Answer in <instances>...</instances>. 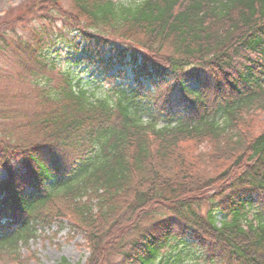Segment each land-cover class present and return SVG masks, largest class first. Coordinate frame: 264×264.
I'll use <instances>...</instances> for the list:
<instances>
[{
  "label": "trees",
  "instance_id": "16d2710c",
  "mask_svg": "<svg viewBox=\"0 0 264 264\" xmlns=\"http://www.w3.org/2000/svg\"><path fill=\"white\" fill-rule=\"evenodd\" d=\"M24 9L0 20L33 102L17 119L0 96V258L66 221L84 264H183L169 250L188 235L207 259L264 264V0ZM64 29L75 51L132 64L133 84L89 92L48 53Z\"/></svg>",
  "mask_w": 264,
  "mask_h": 264
},
{
  "label": "rangeland",
  "instance_id": "374dc122",
  "mask_svg": "<svg viewBox=\"0 0 264 264\" xmlns=\"http://www.w3.org/2000/svg\"><path fill=\"white\" fill-rule=\"evenodd\" d=\"M124 3H132L139 0H121ZM26 0H0V20H10L25 9ZM64 3V2H63ZM64 5H66L64 3ZM37 21L26 23L23 26L15 28L17 34L26 36L29 29ZM60 22L47 29L51 34L57 32ZM67 29L62 31L60 42L49 50L52 58L56 59L63 68H69L76 79H80L85 88L98 96L111 83H121L131 86L133 84L134 66L126 64H108L109 53H104L102 61L87 56L85 51H75L68 46L67 40L71 39L74 33H67ZM14 34V33H13ZM9 38L13 35L8 34ZM65 36L67 39H65ZM79 41L75 39V43ZM85 44L80 43V48ZM54 50H56L54 52ZM19 68L15 59L11 56L9 49L4 53L0 52V96L3 98L5 107L17 116V119L23 114L27 115L32 109V100L21 97L20 94L28 90V85L22 82L18 77ZM141 83L145 88H149L146 78L141 77ZM191 88L196 87L195 81H190ZM17 95V98L15 97ZM143 119L147 118V113H143ZM20 120V119H19ZM159 124H163L160 120ZM3 173H1V176ZM262 206L261 203H255ZM264 214V209H263ZM219 218V214L216 216ZM81 233L69 231L66 221L63 224L53 223L49 227L42 229L38 235L31 239L26 245H22L19 251L14 255H8L0 258V264H84L88 251L83 244ZM171 256L178 257L183 264H221L215 260L207 259L205 249L188 236L184 237L176 247L169 250Z\"/></svg>",
  "mask_w": 264,
  "mask_h": 264
}]
</instances>
